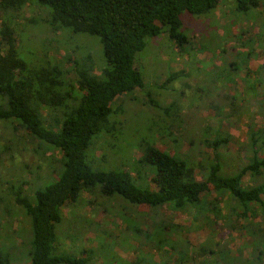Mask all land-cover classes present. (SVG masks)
<instances>
[{
  "label": "trees",
  "instance_id": "16d2710c",
  "mask_svg": "<svg viewBox=\"0 0 264 264\" xmlns=\"http://www.w3.org/2000/svg\"><path fill=\"white\" fill-rule=\"evenodd\" d=\"M220 1L0 0V127L8 134L2 137L5 142L0 143V176L2 173L9 176L0 181V240L3 244L0 264H9L1 256L7 247L21 264H89L88 256L83 254L93 253L90 248L78 246L77 250L74 247L75 250L69 252L61 247L63 239H77L70 232L73 222L56 230L64 207L69 203H83L84 200L79 201L83 193L89 194L85 203L91 207L105 212L121 209L117 215L125 222L129 234L115 237L117 242L126 243L125 238L138 239L141 235L150 240L156 234L154 246L170 247L173 264H264V134L257 121V117L264 118V100L256 91L257 84L264 85V59L253 70L248 60L251 54H258L256 50L264 48L263 36L252 38L239 34L238 47L232 57L235 59L227 65L229 70L238 67L236 58L240 52L237 50H241L242 38L250 40L253 47L252 52L247 53L244 78L253 76V85L242 86L231 79L219 85L216 81L215 86L208 89V95L190 86L188 89L192 92L181 94L187 99L185 107L173 100L166 102L168 97L161 103L156 101L146 88L137 57L146 39L159 34L162 28H166L174 41L173 54L184 52L186 44L191 45L179 30L181 14L184 11L206 14ZM232 1L234 15L258 6V0ZM35 24H40L36 26L40 36L33 29L27 32ZM77 33L97 37L102 59L84 49L71 48L70 40ZM36 38L40 39V46L25 44L26 40L34 44ZM182 70L175 71L164 82L156 81V86L164 87ZM147 74L155 79L156 73ZM219 92L225 94L223 100L217 98ZM248 94L257 101L252 108L241 104ZM131 97L140 100L143 107L157 108L151 113L157 111L161 122L175 115L176 126L187 134L188 144L210 148L212 157L194 160L183 151L171 153L146 145L139 157L126 164L120 162V149L115 143L111 144L108 134L122 143L126 130L121 129V124V132L115 129L117 122L111 116L118 111L120 101ZM213 103L224 105L223 113L202 115L201 110L208 111ZM195 104L197 109L193 108ZM223 120L245 125V144L252 153L245 163L234 161L227 152H220L234 139L223 128ZM167 125L162 126L166 131L169 130ZM160 129L157 123L155 130ZM102 137H106L105 146L118 154L113 162L101 159L103 163L110 162L105 168L97 166L99 158L90 148L94 140ZM26 140L34 154L53 150L60 153V168L51 156L43 159L46 169L40 163L32 168L26 161L17 162L18 158L21 160L17 147ZM140 145H144L142 141L135 140L132 144L133 148ZM89 148L96 160L89 158L92 156ZM22 169L34 174L40 183L37 186L26 183ZM42 170H46L43 177L37 174ZM17 171L19 175L14 176ZM196 172L201 178L196 177ZM246 174L251 181L249 184L243 180ZM50 175L54 177L49 179ZM213 190L219 196L210 204L211 215H208L201 198ZM166 205L175 211L189 209L192 223L203 220L198 228L207 226L209 233L202 247L196 249L190 242L187 234L190 228L186 226L176 225L185 232L182 238H170L166 231L169 218L163 219L161 213ZM146 216L156 222L153 226L147 224L148 233L137 224ZM22 218L28 225V233L23 243L18 244L12 227L16 219L20 222ZM234 230L242 232L240 235H249L252 244L248 251L238 247L234 255L229 256L230 248L224 236L231 237ZM5 243L9 245L6 247ZM73 246L70 242L69 247ZM146 255L138 260L152 264V255Z\"/></svg>",
  "mask_w": 264,
  "mask_h": 264
},
{
  "label": "rangeland",
  "instance_id": "374dc122",
  "mask_svg": "<svg viewBox=\"0 0 264 264\" xmlns=\"http://www.w3.org/2000/svg\"><path fill=\"white\" fill-rule=\"evenodd\" d=\"M233 10L234 2L232 0H221L215 9L206 14L194 15L184 11L180 16L182 24L179 30L185 34L187 37V43H189L191 47H188V44H186L187 47L184 49V52H177L181 55L173 54L172 44H174V41H171L166 28H162L159 34L146 39L145 46L137 53V57L141 63V72L146 83V88L150 90L156 101L161 103V101H165L164 99L168 97L166 98V102L173 100V102L180 103L185 107L187 99L181 94L192 92V90L188 89L190 86H193L195 90H199L202 94L208 95V89L215 86L216 81L219 85L224 81L228 82L229 79L239 82L242 86L253 85V83H255V78L253 76L250 79L244 78L247 53L252 52L251 48L253 47L250 40L246 41L242 38L241 50H237L240 52V55L236 58L238 61V67L229 70L227 65L229 61L235 59L232 57L238 47L236 44H238L239 41V34H242L243 37L252 38L263 36L264 39V0H258V6L252 8L246 13H236L234 15L232 13ZM25 11L29 14L28 9H25ZM37 25L40 24H35L34 27L28 28L27 32H30L31 29H33L35 33L40 36L41 32L39 33V28H36ZM62 36L65 38L63 34H61V37ZM39 38H36L38 40L32 42L34 44H30L28 40H26L25 44L29 47H32V45H34V47L35 45L40 46L41 43ZM70 43L72 44L70 45L72 49H84L88 54H94L96 57L99 56L102 59L101 45L96 36L77 33L71 38ZM232 46H234L232 49L233 51H230ZM27 49L28 48L26 47V51ZM256 51L258 52L257 55L251 54L248 58L252 70L255 69L264 59V48ZM60 52H62V49H60ZM180 69H183L182 73L180 75L178 74V76L171 81L165 83L164 87L156 86L158 85L156 84V81H158V83L164 82L168 76ZM147 73H156L154 74L156 80L152 79L151 76H148ZM159 74L160 76H157ZM256 88L258 95L264 100V85L257 84ZM216 96L222 100L225 98L223 92H219ZM256 102L257 101L253 99L252 95L248 94V96H245L243 101H241V104L245 107L250 106L252 108V104ZM117 105L120 107L111 117H113L114 120L116 119L117 126L115 129L120 130L121 132V129L124 127L126 130L124 138L126 139L121 143L120 139H115L111 134H108L111 144L115 143L117 147H119V155H115V149L105 146L106 137L94 140V143L90 148L92 150L94 149V154L99 159H95L90 148L88 149V152L92 156H89V158L95 159L96 164H98L97 166L100 168H105V166L110 163L107 161H105L106 163H103L101 159L113 162L112 159L118 158V156L120 162L126 164L143 154L146 145H152L156 149L166 152L169 151L171 153L174 150H178L179 152L183 151L191 154V157L194 160L212 157V150L210 148L188 144L187 134L176 126L175 115L169 118L164 116L165 119L162 120V123L158 120V116L156 115L157 111H155V114L151 113V110L157 108H153L149 105L143 107L140 100L133 97L129 100L120 101ZM223 106L224 105L220 103L210 104L208 106V111L206 110L203 112V110H201V114L205 116L211 115V113L222 114L225 109ZM193 108L197 109L198 106L196 107L195 104ZM257 118L260 131L264 134V118ZM171 120L172 122H170ZM151 122L155 125L158 123V126H161V129L156 131L155 125L153 126ZM164 123H168L167 127L169 130L166 131L164 127H162ZM120 124L122 125L121 129L119 128ZM151 125L154 128H152ZM222 125L234 139L229 142L227 148H221L220 152L223 154H230L234 157V161L236 162L245 163L252 154L250 148L245 144V125L241 122L227 120H223ZM4 135L6 136L8 134L6 131H3V129L1 131L0 127V143L5 142V140H2ZM135 140L139 141V143L142 141V144L144 145L133 148L132 144ZM17 149L19 156L21 157V160L18 158L17 162L23 164L24 161H26L32 168H34L37 163H40V166L46 169V162H43V159H45L46 156H51L55 160V165L59 168L61 166L62 160L60 153L55 150L42 152L40 153L41 155L34 154L33 148L27 140L21 141ZM229 163L231 162L229 161ZM13 167L17 168L16 165ZM18 171L14 176L19 175ZM8 173L11 174V171H8ZM21 173H25L23 180H25L26 183L32 182L34 186H37L40 183L39 178H35L34 174L27 173L23 169ZM37 174L43 177L46 175V170H42ZM7 175V173H2L0 181L9 177ZM47 177L52 179L54 176L50 175ZM196 177L199 179L201 178V175L196 172ZM243 180L247 184L251 182L247 174L244 176ZM27 185L24 186V188H26ZM88 196L89 194L87 195V193H83L81 195L82 199L79 200H84L83 203H69L62 211V220L57 225L56 230L66 228L71 222H73L70 232L77 237L75 241L63 239V243L61 244L62 249L72 252L75 250L73 248L75 247L77 250L78 246L90 248L93 253L83 254L88 256L89 264H145L142 260H138L140 256L143 257L145 254L152 255V264H160L162 262L164 264H173L171 260L173 259V255L170 247L164 245L157 248L154 246V240L158 237L156 234L153 236L154 239L151 238L150 240L144 239L145 237L141 235L142 238L138 239L125 238L127 239L126 243L117 242V240L114 239L115 237L119 238L128 233V231L125 230V222H123L117 215V213L119 214L121 212V209L120 212L119 210L114 209L105 212L99 208L91 207V205L85 203ZM218 196V193L214 190L202 196L201 205L208 209V211H205L208 215H211L209 212L211 209L210 204L213 203V201H216L215 198ZM1 200L0 197V202ZM161 213L163 219L169 218V224L166 231H169L168 234L171 236V239L176 240L182 238L185 232L179 229V227L186 226L187 228H190L187 234L190 242L195 245V248L197 249L203 246L202 243L206 241L205 239L208 236L209 228L207 226L198 228V226H200L199 223L203 220L192 223L190 215L191 211L189 209L175 211L169 209L166 205L161 208ZM142 220L143 221H138L137 224L145 233H148L146 230V227H148L147 224L153 226V222H156L149 219L147 216ZM15 221L17 222L14 223L12 228L15 230V237L18 239L17 243L22 244L23 238H25V235L28 233V225L23 218L20 222H18V219ZM171 223H174V226H170ZM22 228L23 230H20ZM241 233L242 232L234 230L231 237L224 236L227 245H229L230 248L227 251L229 256H233L235 249L238 247L243 248L244 251H248L247 249L250 248L252 238L249 235H240ZM70 242L74 244L73 247H69ZM1 245L3 244L0 240V246ZM8 245L9 244L5 243L6 247ZM124 247H129V249ZM6 250L5 251L9 253L4 251L5 255L1 254V256L5 258L9 264H21L15 260V255L10 253L8 247ZM77 254L80 256L82 255L81 253ZM116 255L119 256V259Z\"/></svg>",
  "mask_w": 264,
  "mask_h": 264
}]
</instances>
